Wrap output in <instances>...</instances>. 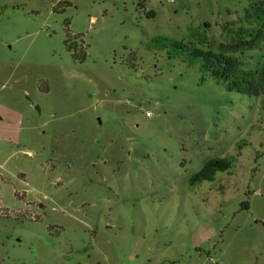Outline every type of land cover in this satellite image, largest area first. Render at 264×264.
<instances>
[{
    "label": "rangeland",
    "instance_id": "1",
    "mask_svg": "<svg viewBox=\"0 0 264 264\" xmlns=\"http://www.w3.org/2000/svg\"><path fill=\"white\" fill-rule=\"evenodd\" d=\"M251 3L0 0V264H264V108L169 48L244 39Z\"/></svg>",
    "mask_w": 264,
    "mask_h": 264
},
{
    "label": "trees",
    "instance_id": "2",
    "mask_svg": "<svg viewBox=\"0 0 264 264\" xmlns=\"http://www.w3.org/2000/svg\"><path fill=\"white\" fill-rule=\"evenodd\" d=\"M251 8L254 11L245 12V17L252 19L255 28L237 30L240 35L244 31V39L235 37L228 44L218 45V51L194 50L186 48L177 43L170 42L169 48L174 56H180L181 62L191 67L197 64L200 73V81L205 77L222 82L227 91L248 97L258 98L264 108V54L260 64L254 70L246 69L240 60L241 51L254 47L257 40L264 37V0H252ZM166 40H163L165 42ZM238 54L236 57L233 56ZM231 160L211 159L204 163L201 169L194 174L189 183L194 184L199 181H211L216 172H225L231 169Z\"/></svg>",
    "mask_w": 264,
    "mask_h": 264
}]
</instances>
